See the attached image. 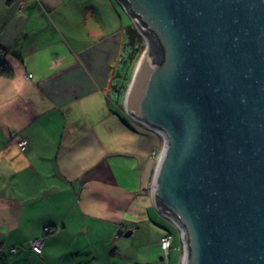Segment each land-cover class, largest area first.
Listing matches in <instances>:
<instances>
[{
	"label": "crops",
	"instance_id": "1",
	"mask_svg": "<svg viewBox=\"0 0 264 264\" xmlns=\"http://www.w3.org/2000/svg\"><path fill=\"white\" fill-rule=\"evenodd\" d=\"M132 24L119 0H0V264H103L105 234L165 254L163 141L122 117L115 89Z\"/></svg>",
	"mask_w": 264,
	"mask_h": 264
},
{
	"label": "water",
	"instance_id": "2",
	"mask_svg": "<svg viewBox=\"0 0 264 264\" xmlns=\"http://www.w3.org/2000/svg\"><path fill=\"white\" fill-rule=\"evenodd\" d=\"M119 1L160 51L124 108L165 139L151 197L182 264H264V0Z\"/></svg>",
	"mask_w": 264,
	"mask_h": 264
},
{
	"label": "rangeland",
	"instance_id": "3",
	"mask_svg": "<svg viewBox=\"0 0 264 264\" xmlns=\"http://www.w3.org/2000/svg\"><path fill=\"white\" fill-rule=\"evenodd\" d=\"M133 25V24H132ZM126 41V40H125ZM145 48L143 50L142 55L144 54V52L146 51L147 47H148V41L146 42L145 40ZM128 51V47L126 45V42H124L123 45V51H122V57L124 56L125 52ZM141 55V56H142ZM140 60V59H139ZM138 61L131 63L130 64V68L128 69V71L125 73L126 76L123 75L125 78V83H122L118 86V92L117 96H118V100L120 101L121 104H123V108H124V102H125V98H126V93L128 91L129 88V84L130 81L132 79V75L135 72V69L137 67ZM124 65V63H123ZM119 68L120 71L122 70V66L119 62ZM128 74V75H127ZM122 106L119 108V112L122 115V117L126 120H130L132 121L131 117L127 114L125 108L123 109ZM150 130V129H148ZM152 133H154L152 130H150ZM156 134V133H154ZM157 135V134H156ZM158 136V135H157ZM161 139V137H160ZM162 142V139H161ZM163 145V142H162ZM154 208V212H156L157 214H159V212L156 210V208L153 206ZM159 218L161 219L160 225L162 231H169L172 236H173V240H172V248L170 250L169 255H167L164 251L165 254H161L158 251H154L153 253H151V257L147 258L146 253L143 252V248H131L130 246L127 250H122L120 245L121 243L124 242L125 239H123L122 242H116L117 245L119 246L118 249H115V247L113 245L109 244V236L108 234L104 235V243L102 242V250H101V260L103 264H182V248L183 244H182V240H181V236H180V231L179 229L176 227V225L170 221L168 218H166L165 216L161 215L159 216ZM128 239V238H127ZM181 248V250H180ZM85 255V253H82V256Z\"/></svg>",
	"mask_w": 264,
	"mask_h": 264
},
{
	"label": "trees",
	"instance_id": "4",
	"mask_svg": "<svg viewBox=\"0 0 264 264\" xmlns=\"http://www.w3.org/2000/svg\"><path fill=\"white\" fill-rule=\"evenodd\" d=\"M145 37L150 40L151 53L156 55L157 58L160 56V51L158 50L154 40L144 33L137 25L133 24L126 28L125 38L128 51L125 52L122 62L124 63L122 70L124 74L130 68V64L138 61L142 56L143 50L145 48ZM121 70V72H122ZM12 73L10 69L5 65H0V76H10ZM120 75V73L118 74ZM128 75V74H127ZM119 77H116L118 79Z\"/></svg>",
	"mask_w": 264,
	"mask_h": 264
},
{
	"label": "built area",
	"instance_id": "5",
	"mask_svg": "<svg viewBox=\"0 0 264 264\" xmlns=\"http://www.w3.org/2000/svg\"><path fill=\"white\" fill-rule=\"evenodd\" d=\"M146 42L148 41L146 38H145ZM121 60H123V57H121ZM122 80V81H121ZM125 79H122V77H119L117 80H116V85L117 84H122L124 82ZM126 84V83H125ZM129 87H130V84H129ZM129 89V88H128ZM127 94H128V91L126 93V97H127ZM126 99V98H125ZM144 126V125H143ZM146 127V126H145ZM148 128V127H146ZM149 129V128H148ZM151 130V129H150ZM154 133H156L159 137H161L162 141H163V145H162V148L161 150H159V152H155V155L157 157V162L159 161L160 159V156H161V152L163 150V147H164V143H165V139L164 137L162 136V134H160L159 132L155 131V130H152ZM20 146L21 148H25L26 146V140H23L21 141L20 143ZM171 241H172V236L170 234H165L162 239H161V247L162 249L168 253L170 248H171ZM44 238H37V239H34L32 241H30V245H31V248L32 250L35 252V253H38V254H41L42 253V250H43V246H44ZM12 252H16V249H12L11 250Z\"/></svg>",
	"mask_w": 264,
	"mask_h": 264
},
{
	"label": "bare ground",
	"instance_id": "6",
	"mask_svg": "<svg viewBox=\"0 0 264 264\" xmlns=\"http://www.w3.org/2000/svg\"><path fill=\"white\" fill-rule=\"evenodd\" d=\"M146 38V37H145ZM147 39V38H146ZM141 59V58H140ZM140 61V60H139ZM139 63V62H138ZM120 64H121V66H122V68H123V62H122V60H120ZM120 73V75H117L116 77H122V79H125L124 78V76H126V74H124V71L122 70V72L120 71L119 72ZM122 73H123V75L124 76H122ZM132 78H133V75H132ZM115 80H117L116 78H115ZM122 81V80H121ZM126 81L124 80V82L123 83H125ZM131 82H132V79H131V81H130V84H131ZM121 84V83H120ZM120 84H117L116 85V82H115V89H118V86L120 85ZM117 92H118V90H117ZM125 101H126V99H125ZM125 103V102H124ZM122 105V108H123V104H121ZM124 109V108H123ZM171 221V220H170ZM180 231V230H179ZM168 234H170L171 236H172V234L171 233H168ZM180 236H181V231H180ZM172 240H173V236H172ZM181 240H182V237H181ZM32 241V240H31ZM44 241H45V238H44ZM182 244H183V242H182ZM44 245H45V243H44ZM31 246V245H30ZM43 248H44V246H43ZM171 248H172V241H171ZM171 248H170V250H171ZM182 248V251H183V253H182V261H183V256H184V245H183V247H181ZM181 248H180V250H181ZM12 249H15V248H12ZM11 249V250H12ZM32 249V248H31ZM170 250H169V252L168 253H166L167 255H169V253H170ZM12 252V251H11ZM16 252H17V249H16ZM34 252V251H33ZM42 252H43V250H42ZM13 253H15V252H13ZM38 254V253H37Z\"/></svg>",
	"mask_w": 264,
	"mask_h": 264
}]
</instances>
